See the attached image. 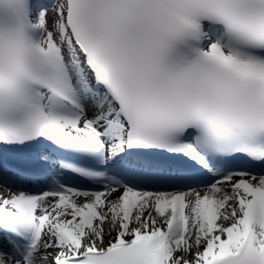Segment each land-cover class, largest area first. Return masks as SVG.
I'll list each match as a JSON object with an SVG mask.
<instances>
[{
  "label": "snow or ice",
  "instance_id": "1",
  "mask_svg": "<svg viewBox=\"0 0 264 264\" xmlns=\"http://www.w3.org/2000/svg\"><path fill=\"white\" fill-rule=\"evenodd\" d=\"M0 264H264V0H0Z\"/></svg>",
  "mask_w": 264,
  "mask_h": 264
}]
</instances>
